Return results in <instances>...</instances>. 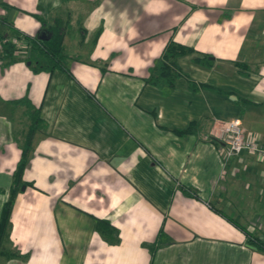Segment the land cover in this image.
<instances>
[{
    "label": "crops",
    "instance_id": "obj_1",
    "mask_svg": "<svg viewBox=\"0 0 264 264\" xmlns=\"http://www.w3.org/2000/svg\"><path fill=\"white\" fill-rule=\"evenodd\" d=\"M46 27L62 32L67 71L28 65V41L48 37ZM20 35L28 40L0 61V208L30 124L15 101L26 98L44 125L22 173L31 185L10 216L6 245L29 232L25 250L0 258L264 264L245 235L264 240V163L221 158L209 138L212 119H237L264 143V0H0V41ZM170 40L190 48L176 57L179 69L213 89L190 91L184 77L171 87L143 83ZM189 122L192 133L174 134ZM95 218L117 242L96 232Z\"/></svg>",
    "mask_w": 264,
    "mask_h": 264
},
{
    "label": "trees",
    "instance_id": "obj_2",
    "mask_svg": "<svg viewBox=\"0 0 264 264\" xmlns=\"http://www.w3.org/2000/svg\"><path fill=\"white\" fill-rule=\"evenodd\" d=\"M57 25V24H56ZM45 30L48 33V37L44 39H29L28 41V55L26 57L28 65L31 66L32 70L35 72L44 71L50 73L53 69H60L67 71L64 64L63 58L64 53L62 51V32L56 27H46ZM20 38L27 39L26 36L20 35ZM0 61H9L11 59L12 53L16 50L13 45L7 43L4 40L0 41ZM190 48L182 46L176 42L168 41L162 48L158 58L153 62V64L147 69V76L143 79L144 84H149L156 88L161 87H171L178 77H184L187 83V87L190 91H196L200 88L213 89L210 86L200 85L192 81L190 78L184 74L176 64V57L189 52ZM4 61V62H6ZM205 61L203 65H210V58L204 56ZM200 62V63H201ZM236 66L244 68L243 63L236 62ZM3 67V63H0V67ZM15 102L24 103L26 106V115L29 119V129L21 140H18L17 145L20 149V156L15 163L14 169L11 175V183L7 190L6 199L2 203L0 208V257L2 256H12L17 257L18 254L14 252L11 248L7 247L9 241V231H10V216L13 208V204L16 195L20 193L22 188L26 187L28 184L22 179V173L27 166L31 153L32 144L31 139L37 126L44 125L39 118V111L32 107L26 98H20ZM196 123L189 122L185 129H175L174 134L177 136H185L190 134L194 130ZM216 148H219V144L214 142ZM221 158H223L221 156ZM187 194L189 192H186ZM229 219V218H228ZM230 220V219H229ZM231 221V220H230ZM234 225L233 221H231ZM238 226V225H236ZM95 230L97 233L102 235L108 242H117L116 230L109 224L105 219L95 218ZM240 228V226H238ZM245 232V230H243ZM247 237V243L256 250L264 251V240L260 239L258 236L245 232Z\"/></svg>",
    "mask_w": 264,
    "mask_h": 264
},
{
    "label": "built area",
    "instance_id": "obj_3",
    "mask_svg": "<svg viewBox=\"0 0 264 264\" xmlns=\"http://www.w3.org/2000/svg\"><path fill=\"white\" fill-rule=\"evenodd\" d=\"M20 41L24 39L12 38L8 43L19 46ZM209 138L219 144L224 159L245 153L254 157L256 161L264 163V143H260L257 136L246 133L237 119H212Z\"/></svg>",
    "mask_w": 264,
    "mask_h": 264
},
{
    "label": "rangeland",
    "instance_id": "obj_4",
    "mask_svg": "<svg viewBox=\"0 0 264 264\" xmlns=\"http://www.w3.org/2000/svg\"><path fill=\"white\" fill-rule=\"evenodd\" d=\"M74 14V13H73ZM68 28H69V30H72V31H76L77 30V27H75V19H73V23L70 25V26H68ZM70 37H73L74 36V34H73V32H71L70 31ZM29 195H31V193H28V195L27 196H29ZM30 198V197H29ZM20 216V213H16V214H14L13 213V216H12V219H18V217ZM13 220L14 222H16V220ZM12 225V224H11ZM17 225V224H16ZM16 225L14 226V224H13V227H14V229H13V233H14V235L15 234H17V231L15 230V228H17L16 227ZM18 229V228H17ZM19 230V229H18ZM28 233L29 232H22V235L24 236V237H20L19 239H16V238H14L13 239V243L11 242V245H9V246H11V249L12 250H14V252H16L18 255H21V253L20 252H23V250H25V248H23V244L24 243H26V235H28ZM11 236H12V232H11ZM12 244H14V245H12ZM30 250L31 249H29V252H30ZM31 253V252H30ZM30 253H27V254H30ZM11 262L10 261H8V260H5L4 258L2 259V258H0V264H10ZM15 263L16 264H18V262H16L15 261Z\"/></svg>",
    "mask_w": 264,
    "mask_h": 264
}]
</instances>
